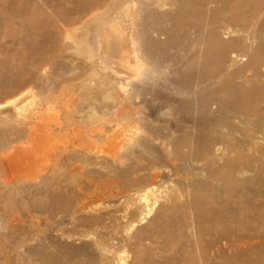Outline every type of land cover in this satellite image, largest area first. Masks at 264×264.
<instances>
[{
	"label": "bare ground",
	"instance_id": "obj_1",
	"mask_svg": "<svg viewBox=\"0 0 264 264\" xmlns=\"http://www.w3.org/2000/svg\"><path fill=\"white\" fill-rule=\"evenodd\" d=\"M0 14L9 15L0 27L19 18L25 29L19 58L0 52L17 70L0 79L16 93L0 103L5 210L28 194L39 208L47 203L38 194L48 186L31 179L49 158L58 167L88 159L84 177L94 175L86 182L97 189L128 177L122 164L133 170L145 161L144 176L135 171L127 182L128 196L143 208L141 221L157 210L130 238L134 264H264L251 256L264 247L256 244L264 242V206L252 205V179H237L249 171L244 150L264 141V0H0ZM38 34L43 41L35 43ZM61 39H70L77 62L55 69L65 59ZM74 80L86 90L82 107L61 116L54 95ZM164 109L172 118L158 115ZM69 117L73 124H64ZM80 135L82 149L73 141ZM154 144L179 170L199 174L207 165L204 182L179 178L160 191L163 156ZM33 228L13 230L0 218V264H55L33 250Z\"/></svg>",
	"mask_w": 264,
	"mask_h": 264
},
{
	"label": "rangeland",
	"instance_id": "obj_2",
	"mask_svg": "<svg viewBox=\"0 0 264 264\" xmlns=\"http://www.w3.org/2000/svg\"><path fill=\"white\" fill-rule=\"evenodd\" d=\"M1 16L9 19V15L7 14H0V19H3ZM20 35H22V38ZM38 35H36L37 38L35 37V43L39 40V42L43 41V37ZM24 36L25 29L21 26L19 18H15L9 27H0V52L12 55L13 58H19L24 52L23 48L25 46H22L23 44L25 45L24 40H22ZM59 41L60 45L64 44L63 46L66 48V52L64 53L65 59L58 58L57 61L53 63L57 68L54 66L52 67L58 69L62 65H75L77 61L74 59V54L71 50L70 39H67L66 42L62 39ZM0 59L2 60L1 62L4 61L3 58ZM11 61L8 60L2 63V65H5L4 67L7 73L6 70H3L4 67L0 65V79H4V77L8 78L14 72L17 73L16 68H13L15 65H12ZM10 63L11 67H9ZM79 83L80 80H74L72 85L68 88H58L56 90L54 96L59 102V115L62 116L67 107L68 109L66 111L68 115L73 118L76 116L74 111L78 107H82V98L86 90L85 88H83L84 90L79 89ZM13 89L14 87L12 88L11 86L8 88L0 87V103H4L13 97L12 95L16 94H12ZM62 99L65 101H62ZM78 101V106L74 105L75 102L77 103ZM5 110L6 109H2L1 112L3 113ZM143 110L146 111V109ZM173 114L174 111L164 109L159 112L158 115H160L161 118L167 119L168 116L172 118ZM3 115L4 114L0 115V129L6 127V123L2 118ZM71 118L65 119L64 124H73V119ZM158 125L161 124L159 123ZM79 129L82 133L87 131L81 126L75 127V125H72L68 127L70 131ZM81 135L79 140L76 138L73 139L78 149H82V145L80 144L83 141ZM22 143L23 140L14 142L12 144L14 149L12 150L19 149V147L23 145ZM155 144L153 145L154 149L158 154L163 156L162 159H158L159 164L157 166L159 185L161 186L160 191L176 187L179 178H201V180H203L202 182H204L205 177H203V175L208 168L207 165L198 169L201 171H199V174L174 168L177 162L172 159L173 154L165 149L163 150L164 152H162ZM244 151V156L247 158L243 163L247 166L249 165V168L247 167L249 171L241 173L242 168L240 170L241 174L237 179L239 181L246 178L252 179V182L248 183L246 186L252 198V205L255 208L263 207L264 141H256ZM55 162L56 160L54 158H49L43 165V168L38 169L31 179L32 182L46 184L48 186L38 194V197L43 198L47 203H44L39 208V206L35 205L33 196L28 194L24 196V201L19 200L16 203L15 208L11 210L13 212L9 209L5 210V208H3L5 203V191L0 187V218L5 219V222L13 230L29 229V224L33 223L34 228L29 232L30 236L39 239V242L32 243L33 250L41 256H47L55 264H62L65 259L72 260L71 262L74 264H117L119 257L124 258L127 264H134L135 256L133 253L135 251L133 250L135 249H132V247L135 248V246L132 242L133 240H130V238L132 239L135 232L140 228L147 226L148 221L154 216L157 210H153L151 218L141 221L140 218L143 208L139 206L132 196H128L127 182L129 178L133 177L132 173L135 171L138 173V175H135L136 178L144 176L142 171H138L140 170L139 166L144 165L146 162L139 161L135 163V165L137 164V168L134 166L136 168H134L135 170L133 169L134 171L132 170L133 163L130 162L126 165L122 164V170L124 169L130 172L128 177L116 176L113 178L114 180H111L112 182H107V184L103 183L105 187L103 184L98 185L99 189L89 183L87 184L90 177L92 178L94 175H89V179H85V177H88V172L91 167L88 159L78 158L76 161H70L60 166L61 168L53 165ZM243 163H241L240 167L243 166ZM216 167L222 170L225 169L223 165ZM0 180L5 181L6 179L0 177ZM101 185L104 188H102ZM116 187L119 191L115 189ZM106 189L110 190L107 191ZM237 192H240V189H237ZM61 200L64 204L61 203ZM35 228L36 231H33ZM258 230L264 231V229ZM261 241L263 242V240L257 239L256 244H264V242L262 243ZM255 250L256 251H254L251 256L255 258L254 260L260 261V258L264 256V247H258L255 248ZM131 257H133V262L131 261ZM261 260H264V257Z\"/></svg>",
	"mask_w": 264,
	"mask_h": 264
}]
</instances>
